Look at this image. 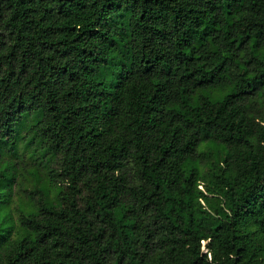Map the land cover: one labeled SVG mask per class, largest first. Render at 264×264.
<instances>
[{"label":"trees","instance_id":"obj_1","mask_svg":"<svg viewBox=\"0 0 264 264\" xmlns=\"http://www.w3.org/2000/svg\"><path fill=\"white\" fill-rule=\"evenodd\" d=\"M16 132L0 264H264V0H0Z\"/></svg>","mask_w":264,"mask_h":264},{"label":"rangeland","instance_id":"obj_2","mask_svg":"<svg viewBox=\"0 0 264 264\" xmlns=\"http://www.w3.org/2000/svg\"><path fill=\"white\" fill-rule=\"evenodd\" d=\"M15 135L14 140L7 137L4 141L0 142V172H3L6 177H10L13 171H16L17 174L22 172L23 157L28 158L30 151L33 149V147L26 149V140L23 139L24 132H16ZM192 166H195L197 169L202 168V166L197 163L186 165L187 168ZM16 181H21V177H16ZM0 187H4L3 182H0Z\"/></svg>","mask_w":264,"mask_h":264}]
</instances>
